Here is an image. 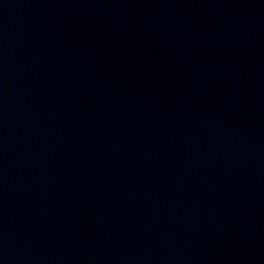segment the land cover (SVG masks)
Wrapping results in <instances>:
<instances>
[{"label": "water", "instance_id": "obj_1", "mask_svg": "<svg viewBox=\"0 0 264 264\" xmlns=\"http://www.w3.org/2000/svg\"><path fill=\"white\" fill-rule=\"evenodd\" d=\"M0 264H264V0H0Z\"/></svg>", "mask_w": 264, "mask_h": 264}]
</instances>
